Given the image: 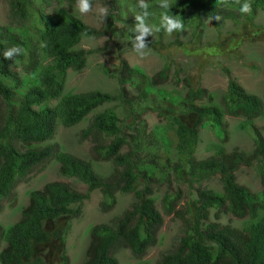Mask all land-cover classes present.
I'll return each mask as SVG.
<instances>
[{"label":"trees","instance_id":"trees-1","mask_svg":"<svg viewBox=\"0 0 264 264\" xmlns=\"http://www.w3.org/2000/svg\"><path fill=\"white\" fill-rule=\"evenodd\" d=\"M52 1L6 0L8 21L0 24V200H10L15 183L33 165L49 158L57 162L60 175L84 183L86 193L60 181L30 190L19 218L0 226V264H65L64 237L70 219L79 214L83 198L94 189L100 192L101 212L112 208L117 192L131 193L132 199L121 213L90 227L80 264H117L113 255L116 247L128 250L135 259L132 264H150L140 257L157 242L160 210L173 212L180 219L181 230L153 264H264V214H258L264 208V136L252 123L254 117L263 114L260 99L231 79L220 103L212 102V94L192 86L187 77L183 78L186 90L182 98L156 94L152 88L167 79L165 56L162 67L151 77L121 61L114 74L116 93L97 89L63 93L66 71H80L91 52L76 46L80 38L111 34L135 40L134 17L141 9L138 0H98L108 8V16L96 29L63 7L76 0H55L53 9ZM145 2L151 13L147 22L159 26L166 10L159 7L160 0ZM248 2L251 13L240 11L245 0H168L167 12L179 15L184 26L202 25L203 19H209L218 29L229 19L240 23L241 34L247 30L255 34L259 29L246 25L257 10L264 9V0ZM216 15L221 16L219 21L212 20ZM154 33L157 37L153 42L149 35L145 37L146 45L154 47L165 31L161 28ZM172 35L177 42V31ZM13 46L21 47L23 54L5 59L3 52ZM11 63H18L24 75L12 69ZM125 84L133 89L132 95ZM113 100L129 109V132H124L111 107L98 110ZM148 103L159 108L166 120L159 137L141 118ZM94 109L80 135L101 140L92 144L89 158L109 160L111 167L106 175L95 172L89 160L49 143L57 124H77ZM182 113L195 117L187 125L180 118ZM225 114L242 116L241 127L250 125L253 148L244 153L217 147L212 154L196 158L199 128L208 122L222 131ZM251 160L258 165L260 193L235 181L238 164ZM215 174L221 185L219 191L201 185ZM161 182L183 185L187 190L183 203H179L180 189L166 186L159 210L154 205L158 194L153 195L151 187ZM220 212L242 218L241 226L221 223Z\"/></svg>","mask_w":264,"mask_h":264},{"label":"rangeland","instance_id":"rangeland-1","mask_svg":"<svg viewBox=\"0 0 264 264\" xmlns=\"http://www.w3.org/2000/svg\"><path fill=\"white\" fill-rule=\"evenodd\" d=\"M54 4L55 0L52 1L50 8L53 9ZM98 6L102 5L98 0H93V12L82 15L77 10L76 3L63 5L68 11L79 16L83 22L96 29L100 27L102 22L95 14ZM7 21V2L0 0V24H5ZM239 24V22L233 23L231 20L225 19L222 26L216 29L209 19H203L202 25L188 24L184 26L183 31H177V42L174 41L172 34L169 35L165 32L160 42L154 47L147 45L143 58L133 50L135 40L123 37L116 38L111 34H103L97 37L82 36L76 46L84 50H91V52L86 56L85 64L80 71H66L62 91L63 93H75L97 89L107 93H116L118 84L114 74H116L121 61H125L131 67H138L145 76L151 77L162 67L165 62L163 56H165L169 65L167 79L160 81L152 88L156 94L177 95L178 98H182L186 90L183 78L187 77L192 86L201 87L211 93L212 102L220 103V98L226 91L227 81L229 79L234 80L244 91L254 94L260 99L263 114L254 117L252 123L264 136V9L257 10L252 21L246 25L251 29H259L255 34L248 30L244 32V35L241 34L243 29ZM156 37L154 32L149 35L150 42H153ZM208 48L214 50L208 52ZM11 66L20 76L24 75L18 63H11ZM174 70H177L175 75ZM124 87L129 94H133V89L129 85L125 84ZM205 100L199 101V103ZM105 107H111L115 111L119 124L124 127V132H129V128L126 127L130 120L127 106L118 100H113L103 104L98 110ZM96 110L94 109L80 122L72 126L66 127L57 124L49 143L73 156L89 160L95 172L106 175L110 171V161L89 158L92 144L95 143V140L98 142L101 140L95 139L93 136L84 137L80 135V130L86 126L88 118ZM194 117L195 115L192 113L180 115L181 120L187 125L192 122ZM141 118L144 119L147 128L156 131L159 137L162 132L161 128L166 122L159 108L150 103L146 104L141 113ZM242 121V116L225 114L221 125L222 131L206 122L198 130L194 156L196 158L205 157L212 154L217 147H222L225 152L236 149L249 153L253 148L252 132L250 125H247V128L241 127ZM234 177L238 184L250 191L261 192L262 185L255 160H251L247 164H238L234 171ZM51 181L64 182L77 192L83 195L86 193L84 183L73 176L60 175L57 162L49 158L33 165L27 174L15 183L10 200H0V226L11 224L19 218L20 210L26 204L30 190L39 189L44 183ZM201 185L217 191L221 189L217 174L205 179ZM166 186L164 182H161L155 183L151 187L153 195H159L155 197L154 201V205L159 210L160 195L167 187L180 189V204L186 197L187 190L183 185L172 183ZM99 199L100 192L95 189L92 190L83 198L79 214L70 219L64 237L65 256L67 258L65 264L81 263L90 227L121 213L129 205L132 194L117 192L112 208L106 212L99 210ZM12 200L14 201L11 204ZM179 206L177 203L176 209ZM259 213L264 214V208L259 210ZM160 214L161 224L156 232L157 242L146 249L140 257L141 260H146L150 264L154 263L159 252L167 250L173 244L175 236L181 230L180 219L173 212L166 214L160 210ZM218 221L237 227L242 224V218L234 217L228 212H220ZM113 255L117 264H132L135 261L125 248L116 247Z\"/></svg>","mask_w":264,"mask_h":264},{"label":"clouds","instance_id":"clouds-1","mask_svg":"<svg viewBox=\"0 0 264 264\" xmlns=\"http://www.w3.org/2000/svg\"><path fill=\"white\" fill-rule=\"evenodd\" d=\"M239 2V0H237ZM138 6L141 11L134 17L135 25L134 29L137 35L135 36V41L133 43V50L143 58L145 56V49L147 45L145 44V37L152 35L154 31L159 32L161 28L171 35L174 31H183L184 24L179 15H169L167 10L170 9L168 0H160L159 7L165 9L166 11L161 16V23L159 26L150 25L147 22V18L151 15L148 11L149 5L145 0H138ZM77 10L82 14H88L93 12L91 0H76ZM240 11L242 13H251L252 5L248 0H245V3L241 5ZM96 16L102 21L105 22L108 16V8L106 6H98L95 10ZM219 21L221 19L220 15L212 17V20ZM23 54V49L18 46H13L8 48L3 52L5 59L12 60L14 56ZM90 192H88L89 194ZM28 199V198H27ZM23 207V206H22Z\"/></svg>","mask_w":264,"mask_h":264}]
</instances>
